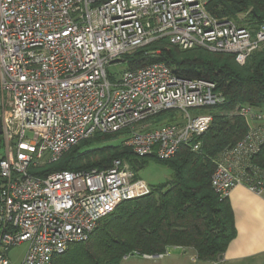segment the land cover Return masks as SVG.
Instances as JSON below:
<instances>
[{
    "label": "built area",
    "instance_id": "1",
    "mask_svg": "<svg viewBox=\"0 0 264 264\" xmlns=\"http://www.w3.org/2000/svg\"><path fill=\"white\" fill-rule=\"evenodd\" d=\"M207 1L0 0V264L23 244L20 264H50L88 241L118 204L149 193L121 159L103 170L38 173L81 142L119 134L135 156L161 161L182 146L200 149L212 115L198 111L224 104L223 94L163 63L129 69L125 55L165 40L243 66L264 45V21L214 17ZM118 65L126 68L108 72ZM175 112L179 119L156 122ZM235 114L248 130L216 158L210 188L219 198L238 185L255 194L264 187V169L251 164L264 142L263 115L249 105Z\"/></svg>",
    "mask_w": 264,
    "mask_h": 264
},
{
    "label": "trees",
    "instance_id": "2",
    "mask_svg": "<svg viewBox=\"0 0 264 264\" xmlns=\"http://www.w3.org/2000/svg\"><path fill=\"white\" fill-rule=\"evenodd\" d=\"M206 9L217 18L237 19L248 13L249 21H264V0H208ZM159 41L167 48H161L157 56L144 57L150 45L125 55L130 59L128 68L159 62L182 79L212 82L225 97V103L215 108L221 111L242 105L264 108V47L237 67L231 55L203 50H190L201 54L179 59L180 50L165 40ZM164 115H158L156 121ZM247 130L248 125L237 115L229 119L213 115L209 129L196 139L201 145L197 152L182 146L173 158L161 161L153 155L135 156L122 141L87 149L93 146L91 141L75 146L54 164L40 168L38 173L44 175L103 170L115 159H127L131 169L139 171L145 166V158L151 157L164 162L172 174L170 180L149 186L147 195L119 204L116 212L99 221L88 241L70 245L50 264H119L130 255H164L169 247H190L197 260L216 261L233 237V229L227 198L213 193L210 176L218 155L237 143ZM115 135L96 134L92 138L103 142ZM251 164L264 169V142Z\"/></svg>",
    "mask_w": 264,
    "mask_h": 264
},
{
    "label": "crops",
    "instance_id": "3",
    "mask_svg": "<svg viewBox=\"0 0 264 264\" xmlns=\"http://www.w3.org/2000/svg\"><path fill=\"white\" fill-rule=\"evenodd\" d=\"M233 237L216 261L193 260L180 247H169L161 257L130 255L119 264H264V187L260 194L245 186L234 187L227 197Z\"/></svg>",
    "mask_w": 264,
    "mask_h": 264
},
{
    "label": "rangeland",
    "instance_id": "4",
    "mask_svg": "<svg viewBox=\"0 0 264 264\" xmlns=\"http://www.w3.org/2000/svg\"><path fill=\"white\" fill-rule=\"evenodd\" d=\"M149 47L150 48H148L147 52H151V56H157L160 53L161 48H167L166 44H164L162 41H156L152 45H150ZM263 47H264V45L257 52H260L263 49ZM131 54H129V55H131ZM198 54H201V53L199 51H190V52L189 51L188 52H182L181 51L180 55L177 58L180 59V58L196 57V56H198ZM205 54H207V53H205ZM222 55H224V54H222ZM237 67H239V66L237 65ZM125 68H126L125 65H118V66H112V67L108 68L107 70L111 74H119ZM235 111H236V108L234 110H232V111H221V110H218V109H210V110L198 111V114L209 113L212 116L213 115H216V116L218 115L220 117L229 119L232 116H236ZM258 111L261 112V114L263 115V123H264V108L263 109H259ZM172 117H175V118L179 119L180 115L178 113H176V112L175 113H171V114L168 113V114L164 115L161 119L157 120L156 122L157 123H160V122H163V121L170 122L173 119ZM26 136L27 137H31L32 135L30 133H26ZM120 140H121L120 135L116 134L112 138L109 137V139H107L106 141H103V142L102 141H98V140H96L94 138L89 139V140L87 139V140L81 142L80 146H82V144L85 143V142L89 143V142L92 141L93 146H91V147L88 146L87 149H93L95 146L110 145V144H116L117 145V143ZM88 143H87V145L91 144V143H89V144ZM0 154H2V148H0ZM121 160L123 161V164L128 166V168L133 173V176L135 178H139L140 180L145 182L148 186H153V185H158V184L164 183V182L170 180L171 177H172V174H171L170 170L166 167L165 163L161 162V161H158V160H156L154 158H151V157L145 158V166H144V168L142 170H139V171L132 170L127 159H121ZM118 208H119V204L113 210H111L107 215H109V214H111L113 212H116ZM180 248H183L184 250H186L189 253H191L193 255V258H194L193 260H197L195 252H194V250L192 248H190V247H180ZM25 250H26V245H24V244L11 249L9 251L8 255H7L9 264H20Z\"/></svg>",
    "mask_w": 264,
    "mask_h": 264
},
{
    "label": "water",
    "instance_id": "5",
    "mask_svg": "<svg viewBox=\"0 0 264 264\" xmlns=\"http://www.w3.org/2000/svg\"><path fill=\"white\" fill-rule=\"evenodd\" d=\"M0 134H1V131H0ZM154 257H156V256H154Z\"/></svg>",
    "mask_w": 264,
    "mask_h": 264
}]
</instances>
